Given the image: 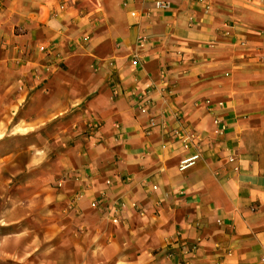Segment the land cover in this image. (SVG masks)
I'll return each instance as SVG.
<instances>
[{
	"label": "crops",
	"instance_id": "obj_1",
	"mask_svg": "<svg viewBox=\"0 0 264 264\" xmlns=\"http://www.w3.org/2000/svg\"><path fill=\"white\" fill-rule=\"evenodd\" d=\"M1 138L77 220L53 264H264V0H0Z\"/></svg>",
	"mask_w": 264,
	"mask_h": 264
},
{
	"label": "rangeland",
	"instance_id": "obj_2",
	"mask_svg": "<svg viewBox=\"0 0 264 264\" xmlns=\"http://www.w3.org/2000/svg\"><path fill=\"white\" fill-rule=\"evenodd\" d=\"M25 150L24 140L0 139V220L4 221L0 225V264H8L11 257L17 260H31L34 264L45 259L47 264H53L58 252L62 259L71 261V252L67 254L65 250L59 251V248L62 249L63 241L70 244V247L73 242L79 245L83 240L72 231V225L76 224L77 220L73 217L67 218L70 205L58 209L62 212L60 216L67 218L63 219L62 225L57 219L54 203L45 210L41 209L39 196L49 197L52 190L49 184L41 186L35 180V177H40L39 169L25 170V164L29 162L30 157H40L29 156ZM24 209L29 213L26 217L18 213ZM11 222L13 223L10 224ZM25 237H30L28 242L33 244V250L27 253L28 256L24 251L7 250L10 245L12 247L22 244ZM40 244H44V250H40Z\"/></svg>",
	"mask_w": 264,
	"mask_h": 264
},
{
	"label": "built area",
	"instance_id": "obj_3",
	"mask_svg": "<svg viewBox=\"0 0 264 264\" xmlns=\"http://www.w3.org/2000/svg\"><path fill=\"white\" fill-rule=\"evenodd\" d=\"M135 63V62H134ZM185 141H186V139H185ZM184 148H186L187 147V145H186V143L184 144V146H183ZM189 161L190 160H187V161H185V162H183V166H185V165H187V163H189ZM112 212L115 214L116 212H117V210L114 208L113 210H112ZM118 222V220L116 219V218H113L112 219V223H117Z\"/></svg>",
	"mask_w": 264,
	"mask_h": 264
},
{
	"label": "clouds",
	"instance_id": "obj_4",
	"mask_svg": "<svg viewBox=\"0 0 264 264\" xmlns=\"http://www.w3.org/2000/svg\"><path fill=\"white\" fill-rule=\"evenodd\" d=\"M35 135L37 136V139L40 140L42 139L41 135H40V130L38 129L35 133ZM4 223L3 220H0V225H2Z\"/></svg>",
	"mask_w": 264,
	"mask_h": 264
}]
</instances>
